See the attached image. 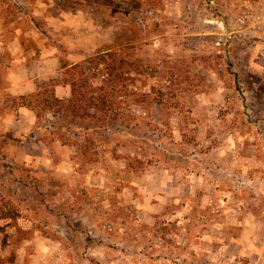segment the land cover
<instances>
[{
	"label": "rangeland",
	"instance_id": "rangeland-1",
	"mask_svg": "<svg viewBox=\"0 0 264 264\" xmlns=\"http://www.w3.org/2000/svg\"><path fill=\"white\" fill-rule=\"evenodd\" d=\"M234 2L0 0L5 41L27 47L71 22L70 49L47 42L60 67L127 47L134 78L115 122L85 131L96 120L24 106L59 73L7 93L14 58L0 50V264H207L232 239L264 249V37L238 32Z\"/></svg>",
	"mask_w": 264,
	"mask_h": 264
},
{
	"label": "trees",
	"instance_id": "trees-1",
	"mask_svg": "<svg viewBox=\"0 0 264 264\" xmlns=\"http://www.w3.org/2000/svg\"><path fill=\"white\" fill-rule=\"evenodd\" d=\"M127 47L117 49H106L97 52L93 56L79 63H67L61 66L59 80L51 83L50 90L44 93L38 91L34 96H28L24 105L35 112L37 109L49 113L51 117H59L62 120H69L71 123L82 120L85 117L91 118L96 126L83 128L85 131L106 130L116 120V112L127 92L126 81L134 80L133 77H125L122 69L125 65L133 66L132 62L125 61V51ZM100 77V82L96 79ZM122 82V84H121ZM57 84L69 86L70 94L67 98H56L52 89ZM95 109L102 115L99 117L89 116L87 111ZM162 110H159V113ZM113 114V117H109ZM133 119V118H132ZM52 126H45L41 129L48 130ZM80 130L81 127H73ZM56 135V133H51ZM5 215V214H3Z\"/></svg>",
	"mask_w": 264,
	"mask_h": 264
},
{
	"label": "crops",
	"instance_id": "crops-1",
	"mask_svg": "<svg viewBox=\"0 0 264 264\" xmlns=\"http://www.w3.org/2000/svg\"><path fill=\"white\" fill-rule=\"evenodd\" d=\"M76 25L57 19L55 25H51L53 28L51 30L48 29L47 35H42L43 38L34 32L27 34V42L29 41V46L27 47L23 45L18 34H15L13 39L8 38L6 47H3L6 41L3 39L4 34L0 33V50L9 51V55L14 58L13 64L10 65L9 84L4 90L12 96L31 94L39 88L40 83L48 82L59 73L61 67L57 56L59 54L58 49L54 44L47 42L55 39L59 44L70 49L73 45V42L70 41L73 35L79 36V28ZM82 31L84 33V29ZM64 34L66 37L63 36ZM94 49L95 45L89 47V51ZM73 62L75 61L73 60ZM53 93L56 98L63 99L69 96L70 89L68 85L57 84L53 88ZM29 113L33 115L25 107H20L17 111L18 121L24 123V119L27 118V131L31 128L33 122V119L28 116ZM232 240L225 244L217 245L216 247L219 251L217 256H207V264H252V262L254 264H264V249L262 247L254 246L252 249L249 243H244L237 239ZM200 247L206 249L204 245ZM241 255L247 257V262L238 263L237 258L239 257L240 259Z\"/></svg>",
	"mask_w": 264,
	"mask_h": 264
},
{
	"label": "built area",
	"instance_id": "built-area-1",
	"mask_svg": "<svg viewBox=\"0 0 264 264\" xmlns=\"http://www.w3.org/2000/svg\"><path fill=\"white\" fill-rule=\"evenodd\" d=\"M234 5L238 9L234 22L238 32L247 37H264V0H235Z\"/></svg>",
	"mask_w": 264,
	"mask_h": 264
}]
</instances>
